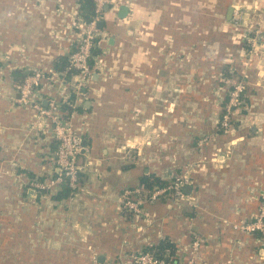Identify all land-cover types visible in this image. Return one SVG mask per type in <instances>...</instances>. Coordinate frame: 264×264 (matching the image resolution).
Segmentation results:
<instances>
[{"label":"crops","instance_id":"0c3cea01","mask_svg":"<svg viewBox=\"0 0 264 264\" xmlns=\"http://www.w3.org/2000/svg\"><path fill=\"white\" fill-rule=\"evenodd\" d=\"M79 1L0 0V264L115 262L165 238L187 255L191 231L207 264H264L256 235L230 225L252 218L264 195V0L106 4L96 72L83 94L67 99L76 101L72 120L83 138L80 188L56 199L60 186L40 192L31 184L55 175L56 142L46 120L12 100V71L58 72L54 61L78 42ZM238 11L261 36H237ZM225 64L242 75L249 97L233 132L218 130ZM71 77L43 79L42 102L49 90L68 93ZM181 173L192 178L183 190L191 206L177 211L157 199L146 204L150 220L125 215L124 186Z\"/></svg>","mask_w":264,"mask_h":264},{"label":"built area","instance_id":"2783aa9c","mask_svg":"<svg viewBox=\"0 0 264 264\" xmlns=\"http://www.w3.org/2000/svg\"><path fill=\"white\" fill-rule=\"evenodd\" d=\"M94 5L93 17L86 21L82 16H77L76 26L79 29V38L74 49L69 53V64L64 73L55 72L61 80V83H66L68 80L65 77L67 70H76L74 76L75 81H70L71 90L67 93L54 94L49 90L46 95V103L42 102L43 96L39 90L42 80L52 79L45 78L41 69L23 70L26 74L22 82L16 83L17 90L16 101L21 106H28L36 111V118L46 120L51 136L56 142V148L52 153V162L56 169L55 175L48 181L39 183L36 180L31 184L38 189H51L55 186H60L63 181H66L68 186L76 192L80 188L79 172L81 166L78 164V155L83 150V138L78 129L73 123L72 113L75 110L76 101L69 102L72 105V111L68 112L62 109L61 105L67 101L70 92L75 95L83 94V89L88 86L92 80L95 71V66L98 61L94 50L98 47L99 29L98 23L101 20V13L106 4L114 2V0H92ZM238 12H235V14ZM234 22H238L235 18ZM93 64L90 65L89 61ZM25 69V68H23ZM53 73V72H52ZM72 78V77H71ZM59 80V79H58ZM59 80V81H60ZM48 86H52L47 81ZM244 85L242 83L234 84L229 91L228 102L224 103L223 113L219 121V127L224 131H230L232 126L233 113L238 108L239 99L243 92ZM204 138L201 139V141ZM164 180V178H163ZM166 184L154 187L148 190L139 184L126 185L121 191V205L124 210L130 212V216L137 220H150L152 213L146 207V204L153 203L162 196H166L167 201H171L178 207L188 204L190 195L183 191L184 184H190L191 180L187 174H179L165 180ZM258 212L253 220L245 223L234 224L232 227L237 231L247 233L261 232L264 233V195L260 198ZM139 230L141 226L137 227ZM190 242L187 247L188 254L166 255L163 258L155 256L147 250H138L124 256H120L117 262H97L94 264H204L200 253L201 239L196 232L191 231Z\"/></svg>","mask_w":264,"mask_h":264},{"label":"trees","instance_id":"16d2710c","mask_svg":"<svg viewBox=\"0 0 264 264\" xmlns=\"http://www.w3.org/2000/svg\"><path fill=\"white\" fill-rule=\"evenodd\" d=\"M79 12L82 16V18L86 21L90 20L94 15V5L92 0H80L79 1ZM97 49L94 50V54H97ZM69 58L65 55H60L57 57V59L53 63L54 70L58 71L60 74L64 73L66 70L68 64H69ZM89 64L92 65L93 61L90 60ZM76 73V70H67L65 73L66 79L70 78L72 75ZM13 79L19 83L22 82L25 78L26 74L23 72L22 68L15 69L12 71ZM228 75V73H226ZM229 94L226 95L225 99L223 100V103H225L228 100ZM244 99L246 106H249V97L247 95L246 90H243L241 97ZM69 100H67L64 105H61L62 109H65L66 111H72V105L69 104ZM222 114V113H221ZM221 117V116H220ZM219 131H223L221 128ZM80 174V172H79ZM165 180L160 179L157 176L154 175H145L142 176L139 185L148 189L152 190L154 187L165 185ZM60 190L55 195L56 199L66 198L70 196L72 193H74V190L71 189L66 181H63L60 184ZM260 234V232H257ZM143 250H147L151 253H153L155 256L159 258H163L166 255H173L175 253V246L174 244L167 238L159 242L156 246H147L146 248H142Z\"/></svg>","mask_w":264,"mask_h":264},{"label":"rangeland","instance_id":"374dc122","mask_svg":"<svg viewBox=\"0 0 264 264\" xmlns=\"http://www.w3.org/2000/svg\"><path fill=\"white\" fill-rule=\"evenodd\" d=\"M242 8L245 9L244 7H242ZM242 17H243V12H241V11H238V13L235 14V18L236 19L238 18V22L237 23L234 22V17H233V22H232L233 23V26L232 27L234 29V32L238 34L237 36L239 38H244V39H248V40H252V38L255 39V34L261 36V31L259 29L255 31V34L254 35H251L250 34L251 31L249 32L250 28H248V25L246 24V21H247V17L248 16H245L244 19ZM226 73H228V75H226ZM16 83H17L16 81L13 82V87L15 89V93L13 94L12 100L15 101L17 104H19L16 101V98H17V90H16L15 85H14ZM237 83H242L244 85V88L243 89L246 90V83H245L244 79L242 78V75L240 73H237L235 71V69L233 68V66H231V64L228 65V66L227 65L224 66L223 71L221 72V74H219V85H218V88H219L220 94H221V97L219 98L220 99V103H221V111L223 110V106H224V103H223L224 97H223V95L224 94L227 95L229 93V91L232 89L233 85L234 84H237ZM226 102H228V101H226ZM247 109L248 108L246 107V104H245L244 99L240 98L239 99L238 108L236 109V111L233 113V116H232V126H231V129H230V132L231 131L232 132L234 131V129H233L234 128L233 122L234 121H237L238 118H240L241 116H243V113L245 111H247ZM222 113H223V111H222ZM219 129H220V127H219V124H218V130ZM202 138H204V140H202V142H204L206 140L207 136H202L201 138H199V140L202 139ZM77 161H78V159H77ZM194 167H195V164H192V165H190L188 167V169L190 168L189 170H192ZM181 174H183V173H181ZM184 174H187V173H184ZM176 175H179V174H174L173 176H176ZM187 175L189 176V178L191 180V183H192V178L190 177L189 174H187ZM23 179H27V178L24 177ZM168 179H169V177H166V178L164 177V180H168ZM21 181H22V179L20 181H18V182H21ZM36 181L39 182V183H41V181H39V180H36ZM39 190L41 192V189H39ZM120 198H121V196H120ZM160 199L166 201V205H168V208H177L176 209L177 211H179L180 209H182V212L184 211L183 208H185V206L184 207H178V206H176L172 202V200L171 201H167L166 196H162V197H160ZM192 199L193 198L190 196V200H189L188 204H185L187 207L192 205ZM258 207H259V205H258ZM258 207H257V212H258ZM125 212L127 213V214H125L126 216H128V215L130 216L131 215L130 212H128V210H125ZM257 212H256V214H257ZM174 213L176 214L177 212L175 211ZM256 214L252 218H250L248 220H243V221L238 222V223L242 224V223H245V222H249V221H251V220L254 219V217L256 216ZM151 218H152V216H151ZM238 223H233L232 222L230 225L232 227L234 224H238ZM235 231H237V230H235ZM237 232H242V233L250 234V235H252V234L254 235L255 234L256 235L257 244L258 245H261L260 248H262L261 250H263V248H264V242H263V238L261 236L264 233H261L260 232L261 234L259 236V234L257 232H253V233H247V232H243V231H237ZM31 242H32V244H34V242L32 240H31ZM231 248L234 249V246H232ZM232 252H233V250H232ZM232 252L230 253V256L229 257H232V254H233ZM117 261H115V262H117ZM203 263L204 264H207L205 258H203Z\"/></svg>","mask_w":264,"mask_h":264},{"label":"water","instance_id":"95a60500","mask_svg":"<svg viewBox=\"0 0 264 264\" xmlns=\"http://www.w3.org/2000/svg\"><path fill=\"white\" fill-rule=\"evenodd\" d=\"M245 10V9H244ZM230 11H231V9H230ZM246 11V10H245ZM243 19L245 18V14L243 15V17H242ZM99 26H100V23L98 24ZM89 102V101H88ZM189 185L188 184H184L183 186H182V188H183V190H186V189H189Z\"/></svg>","mask_w":264,"mask_h":264}]
</instances>
